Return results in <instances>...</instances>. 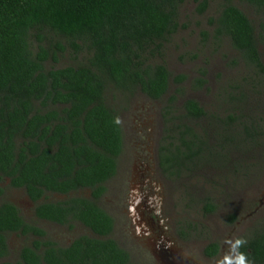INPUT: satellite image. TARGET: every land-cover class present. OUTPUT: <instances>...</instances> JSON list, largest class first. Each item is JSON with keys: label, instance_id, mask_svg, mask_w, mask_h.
Wrapping results in <instances>:
<instances>
[{"label": "trees", "instance_id": "obj_1", "mask_svg": "<svg viewBox=\"0 0 264 264\" xmlns=\"http://www.w3.org/2000/svg\"><path fill=\"white\" fill-rule=\"evenodd\" d=\"M186 1L0 0V177L34 203L36 218L69 229L80 223L91 232L59 245L27 222L0 186V264H138L112 237L114 219L102 205L124 143L119 114L108 101L112 90L130 96L138 91L151 100L166 96L157 157L168 179L216 157L210 141L229 152L222 146L229 138L235 145L264 138V0H193L200 16L214 9L206 19L214 41L227 39L252 72V88H222L232 110L226 106L223 118L212 117L223 132L211 139L194 127L208 116L200 103L186 98L178 104L185 75L171 76L157 61L180 28ZM245 8L257 15L255 21ZM65 54L72 59L55 65ZM198 73L194 88L206 84L204 69ZM249 93L262 97L254 98L252 118L238 108ZM229 128L234 135L226 133ZM84 190L88 196L76 194ZM57 194L63 197L49 199ZM202 204V214L213 212L209 197ZM228 220L233 223L234 214ZM13 233L35 239L10 262L4 259ZM237 239L245 242L235 247L236 258L243 254L246 264H264V223ZM204 251L215 256L219 245L210 243Z\"/></svg>", "mask_w": 264, "mask_h": 264}, {"label": "rangeland", "instance_id": "obj_2", "mask_svg": "<svg viewBox=\"0 0 264 264\" xmlns=\"http://www.w3.org/2000/svg\"><path fill=\"white\" fill-rule=\"evenodd\" d=\"M194 7L193 0L186 1L179 15L180 28L165 44L163 57L157 61L165 64L171 76L185 75L178 104L186 98L200 103L208 116L198 119L194 127L201 135L204 129L205 137L211 139L217 130L223 132L212 117L223 118L226 111L232 110V105L221 97L222 88L237 85L245 90L251 84L252 72L242 64L227 39L219 44L214 41L213 29L206 23L214 9L200 16ZM244 10L253 21L257 19L248 8ZM260 50L264 58V46ZM71 59L65 54L55 65L61 66ZM201 69L205 71L206 84L194 88L193 79ZM173 88L171 84L169 92ZM107 95L119 114L124 133L117 173L108 181L102 198L103 207L114 219L112 237L138 264H235L236 238L264 223V138L240 140L236 145L229 138L222 143L229 152L210 141L208 146L217 152L216 157L179 179H168L161 174L157 159L163 127L161 109L166 96L151 100L138 91L130 96L114 90ZM256 96L249 93L245 106L238 102L244 117L255 116ZM257 100L262 97L257 96ZM226 106L229 107L225 111ZM228 132L235 134L232 128ZM8 183V179L0 177L4 199L17 205L27 222L43 228L46 238L65 246L79 235H91L80 223L69 229L36 218L34 203L21 189L10 188ZM76 194L88 196L89 191ZM61 197L57 194L49 199ZM206 197L215 208L212 213L202 214ZM231 214L236 219L233 223L228 220ZM188 222L192 223L189 227ZM33 239L34 236L10 234V252L4 260L15 261L20 249ZM210 243L219 245V252L213 257L204 251Z\"/></svg>", "mask_w": 264, "mask_h": 264}, {"label": "clouds", "instance_id": "obj_3", "mask_svg": "<svg viewBox=\"0 0 264 264\" xmlns=\"http://www.w3.org/2000/svg\"><path fill=\"white\" fill-rule=\"evenodd\" d=\"M245 241H243L242 239H237L235 241L234 247H239L241 246ZM235 264H246V258L243 254H240L235 261Z\"/></svg>", "mask_w": 264, "mask_h": 264}, {"label": "flooded vegetation", "instance_id": "obj_4", "mask_svg": "<svg viewBox=\"0 0 264 264\" xmlns=\"http://www.w3.org/2000/svg\"><path fill=\"white\" fill-rule=\"evenodd\" d=\"M157 159H158V157H157ZM219 252V251H218ZM218 254V253H217ZM213 257V256H212Z\"/></svg>", "mask_w": 264, "mask_h": 264}]
</instances>
